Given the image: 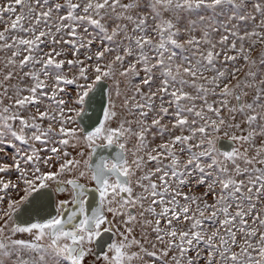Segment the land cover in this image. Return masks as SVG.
<instances>
[{
  "label": "snow or ice",
  "instance_id": "obj_1",
  "mask_svg": "<svg viewBox=\"0 0 264 264\" xmlns=\"http://www.w3.org/2000/svg\"><path fill=\"white\" fill-rule=\"evenodd\" d=\"M0 264H264V0H0Z\"/></svg>",
  "mask_w": 264,
  "mask_h": 264
}]
</instances>
